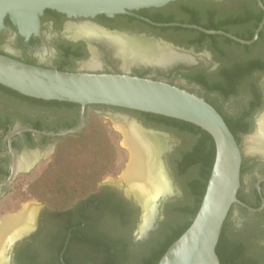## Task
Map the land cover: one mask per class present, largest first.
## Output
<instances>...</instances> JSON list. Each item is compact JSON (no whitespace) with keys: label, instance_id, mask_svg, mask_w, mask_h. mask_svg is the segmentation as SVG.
<instances>
[{"label":"flooded vegetation","instance_id":"flooded-vegetation-1","mask_svg":"<svg viewBox=\"0 0 264 264\" xmlns=\"http://www.w3.org/2000/svg\"><path fill=\"white\" fill-rule=\"evenodd\" d=\"M263 15L264 0H176L133 14L89 18H68L47 9L40 16L38 32L28 37L5 24L10 31L0 32V53L61 71L128 74L163 81L202 97L226 118L241 119L243 126L236 131L242 156L237 199L245 206L235 203L230 207L221 230L222 245L225 252L236 250L234 260L239 264H264V157L245 150V138L256 129L258 117L264 112V23L253 39ZM170 23L221 31L252 41L242 44L222 34L163 25ZM81 24L111 36L152 41L170 49L174 58L162 64L140 62L124 66L122 58L102 39L72 36L71 29ZM8 43L15 47L6 46ZM92 55L96 57L95 63L89 68ZM143 114L152 113L94 104L82 108L77 103L30 97L0 84V221L18 214L26 206L19 208L21 202L15 186L32 182V172L55 152L59 142L86 132L94 119L102 122L103 117L111 115L120 120L127 116L128 121L146 128L162 132L174 130ZM82 115L84 126L79 131L56 135L80 125ZM174 149L165 154V162ZM184 150L174 154L172 162L176 166ZM25 156L31 157L30 162L18 166ZM122 171L120 168L117 176ZM171 175L173 185H178V176L172 172ZM103 177L109 176L103 175L100 182L105 181ZM124 190L102 184L97 191L65 210L37 207L35 223L29 231H20L12 235L15 237L0 242V257L5 262L2 263L94 264V236L99 237L104 224H111V216L124 214L123 231L131 222L138 221V208L133 200L126 198ZM174 191L161 205L163 217L167 206L181 197L176 187ZM163 217L158 219V226L150 237L137 246L133 243V229L130 234L126 233L128 238L121 241L124 248L130 253L142 250ZM85 245L91 249L86 250ZM151 251L152 248L147 251L148 255Z\"/></svg>","mask_w":264,"mask_h":264},{"label":"water","instance_id":"water-1","mask_svg":"<svg viewBox=\"0 0 264 264\" xmlns=\"http://www.w3.org/2000/svg\"><path fill=\"white\" fill-rule=\"evenodd\" d=\"M173 1L176 0H0V32L10 31V27L5 25V19H8L20 35L28 37L36 34L40 16L47 9L62 13L68 18H89L96 15L111 17L133 14L140 9L162 7ZM263 23L264 15L253 39L257 37ZM163 25H179L209 34H222L242 44L252 41L193 25ZM0 84L38 99L77 103L82 108L91 104L126 108L178 119L206 131L213 139L215 157L205 192L191 224L168 246L157 264H221L216 246L225 218L233 204L245 206L237 199L242 156L224 118L210 103L194 93L159 80L128 74L61 71L28 64L1 53ZM83 126L82 115L80 125L56 135L72 134ZM142 127L166 136L165 132ZM254 132L255 130L247 137ZM168 150L169 147L161 152L160 161L172 182L164 160ZM125 196L133 200L138 208V224L133 233V243L137 246L146 241L157 228L161 205L171 194H161L155 198L151 220L145 226L143 223L147 220L145 217L148 218L147 211L132 194ZM141 227L145 228L141 231Z\"/></svg>","mask_w":264,"mask_h":264},{"label":"trees","instance_id":"trees-1","mask_svg":"<svg viewBox=\"0 0 264 264\" xmlns=\"http://www.w3.org/2000/svg\"><path fill=\"white\" fill-rule=\"evenodd\" d=\"M5 24L11 25L8 19ZM60 70V69H59ZM148 119L163 122L171 127L184 130L191 136L189 147L181 153L178 161V170L181 175H187L188 201L175 210L182 217L187 216L184 222H180L170 229V233L160 241L152 251L130 253L120 241H113L104 236H94V257L97 264H117L120 260H128L132 255L140 257L139 264H157L168 246L175 241L191 224L195 216L203 194L215 157V145L212 137L201 128L178 119H173L156 114H143ZM229 129L237 139V127L243 126L241 119L226 118L222 115ZM240 122V126H239ZM89 130L77 135L68 136L58 145L59 157L58 170L55 171L56 182L63 187L64 198L82 195L87 189L93 188L94 183L99 181L106 171H111L115 162L114 145L106 137V130L96 121H91ZM70 147V149L68 148ZM62 148L63 151L61 150ZM49 170V169H48ZM48 172V171H47ZM83 192V193H82ZM86 193V192H85ZM122 217H123V213ZM236 250L225 252L220 234L216 253L221 264H239L234 260ZM137 254V255H136Z\"/></svg>","mask_w":264,"mask_h":264},{"label":"bare ground","instance_id":"bare-ground-1","mask_svg":"<svg viewBox=\"0 0 264 264\" xmlns=\"http://www.w3.org/2000/svg\"><path fill=\"white\" fill-rule=\"evenodd\" d=\"M82 24L71 29L72 36L102 39L103 42L109 44V47H113L116 55L122 58L124 66L140 62L162 64L174 58L170 49L152 41L111 36L92 26ZM95 58L92 55L88 65H84L89 68L94 66ZM124 120L127 123L126 127L120 129L123 136L122 144L125 146L129 158L126 170L122 174V180L126 184L125 194L127 196L132 194L147 211L148 218L146 216L147 220L143 223L145 226L151 220L155 198L161 194L170 195L174 192V185L169 180L160 161L161 152L168 148V140L165 135L144 130L142 126L135 124L132 120L128 121L125 118ZM245 144L247 152L259 153L264 157V114L258 117L255 132L245 138ZM30 160V156H25L19 160L18 166H26ZM36 212L37 209L34 206H24L18 214L0 221V242L7 241L13 234L20 231H29L28 229H31L35 223ZM144 228L141 227V231ZM2 262L4 261L0 257V264L5 263Z\"/></svg>","mask_w":264,"mask_h":264},{"label":"rangeland","instance_id":"rangeland-1","mask_svg":"<svg viewBox=\"0 0 264 264\" xmlns=\"http://www.w3.org/2000/svg\"><path fill=\"white\" fill-rule=\"evenodd\" d=\"M6 45L10 48L15 47L12 43H8ZM96 120L97 119H94V121ZM102 120L103 121L101 122V120L98 119L97 122H101L102 124H99L106 127V137H108L109 142L114 145L115 149V162L111 168L112 170L106 171V173L104 174L105 176L109 177H103L105 180L103 182H100V180L95 182L93 188H88L87 191H85L86 193L82 192V195H78L79 193L77 192L76 196L65 199L63 195L65 189L63 190L62 185L59 184V182L53 180L55 179V177L53 178V175H55V171L58 170L59 167V161L56 160V157H59L57 146L55 152L48 159L41 162L38 167H36V169L32 172V174L30 175L31 179H34L32 182L26 181L24 183H18V185L15 186V190L18 192L17 199L21 202L19 208H22V206L25 204L26 206L32 205L36 209L39 206H47L52 210L62 211L67 208L73 207L75 204H77V202L84 200V198L88 194L93 191H97L102 184L114 185L115 187L121 189L126 188V184L122 180V174L126 170L129 155L127 150L125 149V146H123L122 144L123 136L120 128H125L127 123L124 120H120L119 118H116L112 115L108 116V118L103 117ZM165 133L166 139L168 140L169 149L175 148L173 151L174 153L170 154L167 157V161L165 163L171 178V172L174 175L178 176V185L174 184V188L176 187V193L180 194L181 197H179L174 203L167 206V208L165 209L164 217L160 214L159 219L163 217V220L160 221L159 228L156 233L143 247L144 253L150 250V248L156 247L157 244L162 241L167 234L170 233V229L173 226L180 222L182 223L187 219V216L182 217L181 215H178L175 210L177 209V207L185 204V202L189 200L188 190L186 187V184L188 182V174L181 175L178 170V165L176 166L172 162V158L174 154H178L182 149H187L189 147L191 136L187 132H185L184 130H180L179 128H174V130L166 131ZM62 141H60L59 144L62 143ZM68 148L70 149V147ZM63 149L65 150V148H62L61 150L63 151ZM120 168L123 169V171L119 174V176H117ZM111 217L113 218H110L112 220L111 224L109 225L110 227L104 224L103 231L99 233V236L106 235L113 241L118 240L121 242L123 239L128 238V234H130L132 229V232L134 233L138 221L134 220L128 225L129 227L125 228L126 230L123 231L124 229H122V217L117 214ZM84 248L86 250L91 249V247L88 245H85ZM137 256L132 255L128 260H120L117 264H139L140 257ZM94 264H97V260L95 257Z\"/></svg>","mask_w":264,"mask_h":264}]
</instances>
